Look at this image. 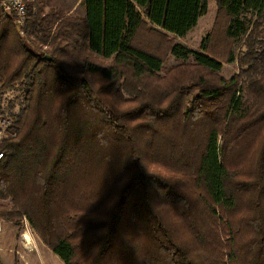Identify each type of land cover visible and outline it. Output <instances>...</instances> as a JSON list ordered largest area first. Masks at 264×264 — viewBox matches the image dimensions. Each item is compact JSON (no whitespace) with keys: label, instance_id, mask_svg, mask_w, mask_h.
<instances>
[{"label":"trees","instance_id":"16d2710c","mask_svg":"<svg viewBox=\"0 0 264 264\" xmlns=\"http://www.w3.org/2000/svg\"><path fill=\"white\" fill-rule=\"evenodd\" d=\"M40 1L26 2L20 29L0 5V93L19 91L0 113L22 104L0 142V219H26L63 264H264V0H217L226 38L245 48L238 75L212 85L200 74L193 94L127 108L89 76H157L164 61L137 33L147 23L184 37L207 0H81L82 14ZM169 53L211 72L223 64L203 41ZM167 211L192 246L227 244L198 261Z\"/></svg>","mask_w":264,"mask_h":264},{"label":"rangeland","instance_id":"374dc122","mask_svg":"<svg viewBox=\"0 0 264 264\" xmlns=\"http://www.w3.org/2000/svg\"><path fill=\"white\" fill-rule=\"evenodd\" d=\"M40 0H25L27 5L35 4ZM81 0H42L44 10H48L51 6H62L68 12L82 14V7L80 5ZM227 18L223 11L219 8L217 0H207V10L199 19L194 28H192L184 37L173 36L168 33H164L161 30L151 26L150 24H144L143 28L137 33L134 44L147 49L164 61L162 70L152 78H140L135 79L131 77L127 69L123 70V78L116 81H100L97 82L95 77L89 76L94 85L101 83V88L110 94V100L112 102L120 101L121 106L127 108L130 106H139L140 104L149 101L154 103L161 101L167 93L175 97L179 90L186 91L189 94L196 92V84L199 79V75L205 76L209 84L219 85L221 80L227 81L232 76H236L243 69V66L239 59L242 57L243 47L242 43H236L226 38L224 34V27ZM30 31V27L28 28ZM32 35H28L31 39ZM205 42L208 52L222 61V68L218 72H211L197 66L192 60L181 61L176 60L169 53V47L173 43H181L192 49L200 50L201 42ZM233 53V61L227 62V57L230 53ZM93 59L102 65L110 63V59H104L100 57H93ZM64 61V59H63ZM66 63V62H65ZM75 64L66 66L67 71L74 73L76 68ZM120 89V93H115ZM1 92V91H0ZM19 91L13 89H6L0 93V108L6 109L9 106V101L18 94ZM178 95H181L179 93ZM22 97L19 96V100ZM14 106L11 109V113L7 111L0 113V119L7 121V126H10L12 120L14 121V115L19 111L22 104L19 101L13 102ZM13 114V116H12ZM240 147L231 146L229 149V160L237 163L240 159L239 151ZM248 168H249V164ZM170 211H167L166 216L171 218ZM241 211H237L236 214H230L231 220L239 218ZM236 217V218H235ZM173 230L180 236L182 246L188 253L196 257L197 260L205 259V262L211 260L208 248L222 249L223 245L228 242V236H224L220 244L217 240L210 241V246L206 247L204 243L199 245H191V243L181 235L180 230L182 227L177 218L173 215L170 219ZM197 221V219H196ZM195 221V222H196ZM227 221V220H226ZM224 221V222H226ZM204 225L198 223L200 231L210 234L211 224L208 220L203 219ZM197 225V226H198ZM218 232V227H217ZM212 236L213 233H212ZM178 237V236H177ZM209 249V250H210ZM228 250L225 248L224 252ZM0 261L4 264H63V262L56 256L46 245H44L39 237L30 228L26 219H23L20 224L16 225L13 222L0 219ZM209 264V263H208ZM218 264V263H217Z\"/></svg>","mask_w":264,"mask_h":264},{"label":"built area","instance_id":"2783aa9c","mask_svg":"<svg viewBox=\"0 0 264 264\" xmlns=\"http://www.w3.org/2000/svg\"><path fill=\"white\" fill-rule=\"evenodd\" d=\"M1 8L6 12H12L15 15V24L20 29L26 19V3L25 0H0ZM7 121L0 119V142L7 132ZM3 152L0 151V159Z\"/></svg>","mask_w":264,"mask_h":264},{"label":"water","instance_id":"95a60500","mask_svg":"<svg viewBox=\"0 0 264 264\" xmlns=\"http://www.w3.org/2000/svg\"><path fill=\"white\" fill-rule=\"evenodd\" d=\"M44 58H45V59H50V56H49L48 54H45V55H44Z\"/></svg>","mask_w":264,"mask_h":264}]
</instances>
